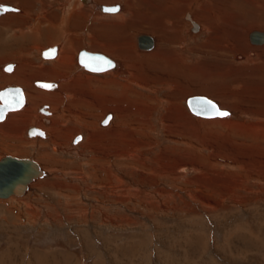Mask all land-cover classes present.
Masks as SVG:
<instances>
[{"label":"rangeland","instance_id":"1","mask_svg":"<svg viewBox=\"0 0 264 264\" xmlns=\"http://www.w3.org/2000/svg\"><path fill=\"white\" fill-rule=\"evenodd\" d=\"M12 1H16L15 3L18 5L24 4L25 6L20 5L19 7H29L35 12L39 8L38 5L42 2L41 0H4L2 3L13 5ZM48 1L55 2L56 0ZM186 1L190 0H182L178 11L182 13L184 10L181 11V8L183 7L187 10L183 12L184 14L177 17L176 22L183 24L181 29L182 41H185L189 47L195 48L205 40L207 35L202 34L197 40L189 38L187 31L189 30L188 23L191 25V21L187 18L192 14L200 12L203 5H207L214 0H192L193 3H186ZM262 2L264 0H257V4ZM236 3L242 10L239 12L241 13L239 16L242 15L243 17V19L241 18L243 20L242 25L244 27L248 26L247 28L250 27L247 30L248 32L246 30L245 32L243 31V34H248V40L250 41L249 37L255 31L264 33L263 10H260V14V11L253 4H246L244 0H239V2L236 0ZM122 4L125 7V1H121L120 5ZM136 8L137 10H142L143 5L139 4ZM85 9L90 13L88 17L83 18L84 21L80 18L75 23L79 32L75 31L73 33L77 36L79 35V39L90 43L89 48L92 49L91 29L100 27L103 22L106 23V18L100 17L96 19V16H92L93 8ZM259 9L261 8L259 7ZM80 10L82 11V9ZM82 13L79 12L80 15ZM104 14L110 15L109 13H101V15ZM154 17L152 19H155ZM161 18L164 19L163 17ZM27 19L29 20V18ZM146 21L152 20L148 19ZM30 23L31 26L34 24L31 20ZM140 23H142V20H140ZM109 24L111 22L108 19L106 25ZM106 31H104L106 34L102 32L103 36L108 35L111 38H118L120 36V30L118 31L114 27ZM139 32L133 31V38L141 33H148L147 31ZM191 32L192 34H199V32L193 31V24L191 25ZM2 35H0V47ZM151 35L155 36L154 33H151ZM223 38L225 37L223 36ZM245 39L246 37L238 38V44L236 45V49L240 48V52L243 50V53L246 52V48L249 45L248 40ZM31 40L35 43L33 45L36 46L46 42L44 37H35L34 39L31 38ZM83 40H81L82 45H80V49L77 51L80 50L81 52L83 50ZM251 45L255 46L252 43ZM53 46L55 45L53 44L49 47L52 48ZM49 47L47 49H50ZM44 48L46 50V46ZM44 48L42 51H44ZM11 51H14V49L12 48ZM177 52L179 53L180 51L176 47L174 48V53ZM2 58L3 56L0 54V59ZM31 58L35 64H39L38 58L34 55ZM192 59L185 61L198 65L203 60V56L193 55ZM0 63L2 62L0 61ZM233 63L234 61L230 62V64L228 63V65L226 63L216 64L212 68L220 69L221 67L227 70L230 67V69H233L234 65H238L237 63ZM7 64L17 65L16 61L10 62V64L9 62H5L2 64V67L0 66V74L1 69L4 66H8ZM200 68L203 69V67ZM72 69L75 71L72 73L76 74L80 69L78 61L76 62L75 60ZM188 71L184 75L189 74V76L184 77L181 74L180 80L184 81L185 85L190 84L189 87L193 88V93L188 95L189 91L185 89V86L181 91L173 93V98L178 99L176 101L181 100L179 103L180 109L177 110L174 106V110L172 111L175 116L177 115L178 119V121L174 119L178 123L174 126H181L184 123L185 116L188 115V117H192L196 122L227 119L239 125L253 123V121H249V116L245 112L247 111L246 108H255L256 106L247 102H245L247 103L245 105V103L243 104L233 99L224 101V103L228 106H233L232 108L234 109L222 108L232 112L230 117L204 119L193 115L186 102L189 96L205 95L209 97L212 95L210 93L204 94V91L207 90L203 88L205 87V82L199 83V81H195L199 80V77L194 72L191 74ZM4 74H11V72H4ZM191 75L193 77H190ZM45 78L51 79L50 77ZM248 78L252 80L251 77ZM258 78L260 82H256L257 88L261 86L264 89V78ZM224 81L226 80L224 79ZM211 83L213 84V82ZM256 85L251 87H255ZM10 86L16 85L12 83H0V90ZM183 90L185 91L182 92ZM181 92L182 95L180 94ZM169 93L170 91L165 88L159 93L160 95L158 94V97L165 100ZM261 93H263V90H261ZM164 104H160V108L155 110L156 113L153 115L152 122L156 126V131L151 132L150 136L155 141H153V149L149 150L142 148L139 151L140 147L136 149L133 146L135 149H130L133 148L132 145L129 144L128 146L125 143L123 145L121 142H124V138L126 140H131V138L122 136V134L120 136L123 139L120 140L121 142L109 134H101V138H95L94 145H90L91 147L88 146V143L84 145L86 135H88L84 134L85 130L80 129L73 122L64 121L58 115L55 116L56 118L52 117L54 122L52 126L49 123H44V126L50 127V135L54 134L55 136L57 132L54 131L60 130V147L64 149L60 153L52 151L51 147L54 144V140L51 139L52 136L47 139L39 137L30 138L27 136L26 132L29 128L38 126L35 124L37 121L34 117L32 120H28L29 123L25 121L22 123L13 122L9 133L4 132L2 135L0 134V140H3L4 134L6 137L10 136L7 140L12 139L11 136L16 141L20 140L17 146L23 148V150L21 148L20 154L14 155L16 153H6L3 150L5 146L3 148L0 146V160L5 156L18 159H33L43 171L46 170V176L41 179L39 178L30 185V190L26 195L16 199L17 203L13 204V201L11 202L12 204L8 203L9 201L0 203L7 208L19 210L22 224V238H26L30 245L44 244L48 245L49 248L63 247L71 250L70 253L72 254L68 260L69 264H264V176H261V180L243 179V175H241L243 171L242 166L237 165L238 161H235V163L230 162L232 153L228 152L226 150L227 147H225L228 146L233 151L232 146L236 147V143H234L236 140L240 144L245 142V144L248 143L249 145H252L254 141L248 140V138L242 135L237 139L234 134H230L224 127L216 125L213 126L214 128H203L197 133L200 139L197 138L198 142H194V146L192 145L193 149L192 147L188 149L182 143L175 144L171 140L169 141L167 133H165L166 131L162 130L165 127L162 128L163 126H160L158 122L167 113L166 110L169 104ZM110 107L114 109L112 105ZM69 110L73 112L75 107ZM94 112L92 113L93 115L100 116L103 109H100L97 113ZM38 115L45 117L39 112ZM108 115L110 113H107ZM111 115L114 118V115ZM157 116L159 117L157 118ZM181 117L182 119H180ZM94 120L100 124V131L106 129L105 131L108 132L107 128H109L110 122L109 126H103V119ZM16 127L18 129H15ZM77 129L81 133L77 134ZM43 130L46 132L45 129ZM211 130L214 132L211 133ZM100 131H96L95 133L100 135ZM79 136L82 139L80 142L75 143V139ZM40 141H42V144ZM228 142L231 144L228 145ZM120 144L123 146L120 147ZM35 145L38 146V150L36 151ZM124 146H128L125 156L130 153H137V156H141L140 154L142 153L145 159L144 162L147 164V169L140 173L136 170L127 171L124 168L123 164L131 166L135 162L136 164L132 165L141 167L142 161L137 162L136 158V160H132L133 158H123L121 160L123 163L120 160H116L118 166L116 167V162L110 156L107 157L109 155L107 153H110L108 148H123ZM175 146L179 149H174ZM69 147H76L79 150L69 151ZM239 147L242 146L239 145ZM234 152L236 153L237 150ZM46 154L49 156H45ZM103 155L109 161L107 159L103 160ZM250 156L247 158H250ZM211 157L213 160L208 159ZM42 162L44 163L42 164ZM110 162H115L113 163L115 165H111ZM188 165H190L191 169L188 172L182 173L180 168ZM262 166L260 165V170L264 174V169H261ZM116 168H121L120 170L123 171L120 172ZM155 170L158 172L153 173ZM159 174L160 176H154ZM117 179L121 180V182L119 183ZM0 201L5 202L7 200L0 199ZM25 228L28 229L26 230Z\"/></svg>","mask_w":264,"mask_h":264},{"label":"bare ground","instance_id":"2","mask_svg":"<svg viewBox=\"0 0 264 264\" xmlns=\"http://www.w3.org/2000/svg\"><path fill=\"white\" fill-rule=\"evenodd\" d=\"M0 1L1 3L4 2V0ZM41 1L42 2L38 5L39 8L36 12L28 6H26L28 8H21L19 7L20 5H25H18L15 3L16 1H12V3H14L13 6L16 5L15 7L18 10L7 11L0 15V35L3 34L2 44L0 47V54L3 58L0 59L2 62L0 63V66L2 67V64L5 62H9L10 64V62L16 61L17 63V65H14L11 74H4L5 71L3 68H5V66L1 69L0 83H12L16 86L10 87L23 88L24 95L26 97V105L21 110L9 112L6 119L3 121L5 123L0 122L1 135L4 132L9 133L13 122L22 123L25 121L29 123L28 120L30 121V119L32 120L34 117L37 121L35 124L38 126L31 128H37L41 131H44L43 129H45L46 132L44 131L45 134H43L42 137H31L28 136V131L31 129L29 128L26 132L27 136L30 138L39 137L41 139H47L52 136L51 139L54 140V144L51 147L52 151L60 153L64 150L60 147V130H57L56 128L57 131L54 132L57 133H55L54 136V134L50 135V127L47 128L44 126V123H49L52 126L54 123L52 117L54 116V118H56L55 116L58 115V117L60 116L64 121L73 122L79 126L80 129L85 130L84 134L86 133L88 135L85 134L86 141L84 145L86 143H88V146L94 145L95 138L100 139L101 134H109L120 141L123 140L120 138L122 134V136L127 138L129 137V139L131 138V140H126V138H124V142L120 141L122 144L125 143L128 146L130 144L132 147L135 146L136 149L140 147V149H138L139 151L142 150V148L149 150L153 149V141H155L152 140V136H150L151 132L153 133L156 131V126L152 122V119L154 118L153 115L156 113L155 110L160 108V104L162 105L165 102V104H169L166 110L167 113L158 122L160 126H163L162 128L165 127V129L162 130L166 131L165 133H167L166 135L169 141L171 140L175 144L182 143V145L184 144L188 147V149H190L195 141L198 142L197 138L200 139L197 133H199L203 128L220 125L230 134H234L237 139L240 135H242L248 138V140L251 139L254 141L252 145H249L248 143L245 144V142H243V146L242 143L240 144V142L236 140V142H234L236 143V147L232 146L233 151L229 149L230 147H225H227L226 150L228 152L232 153L230 162L235 163V161H238L237 165L240 167L242 166L243 171L241 175H243V179H262L261 176H264V174L260 170V165H263L261 169H264V89L261 88V86H258L260 89L257 88L256 84L260 82L258 77L264 78V47L256 46H264V43L253 44L248 40V34H243L245 30H249L250 27L247 28L248 26H245V28L242 25L243 17L242 15L239 16L241 14L239 12L242 10L241 7L236 5V0H214L207 5H203L200 12L192 14L187 18L191 21V25L193 24V31L197 33L199 32V34H192L191 25L188 23L189 30L187 33L189 38L197 40L202 34L207 35L205 40L195 48L189 47L185 41H182L183 37L181 36V29L183 24L176 22L177 17L184 14L183 12L187 10L183 7L181 8V11H184L179 13L178 7L182 4V0ZM58 1L60 2L58 3ZM121 1H125V7L127 9L124 7V4L120 5ZM244 1L246 4H253L258 11L263 10L264 14V2L260 3V5L257 4V0ZM189 2H192V0L186 1V3ZM139 4L143 5L142 10H137L136 7ZM103 5H113L117 6L119 9L115 12L104 11L102 9ZM259 7L261 9H259ZM85 8H93L94 10L92 16H96V19H99L100 17L106 18V23L103 22L104 25L101 24L100 27L97 26L98 28L91 29L93 42V45L91 44L92 49L89 48L90 43L85 42L83 39H79V35L77 36L73 33L75 31L79 32L75 23L79 21L80 18L83 19L84 17L86 18V16L88 17V14L90 13ZM80 9H82V11ZM79 12L83 13L80 15ZM102 12L109 13L110 15H101ZM156 14H159V16ZM160 15L164 19H162ZM152 16H155V19H152ZM27 18H29V20ZM108 19L111 24L106 25ZM148 19H151L152 21H146ZM30 20L34 22L32 26ZM140 20H142V23H140ZM262 20L264 21V18ZM112 27L118 29V31L120 30V36L118 38H111L108 35L103 36L102 32ZM132 27L133 29L131 30ZM133 31L137 33H140L139 31H147L148 33H141L137 37L133 38ZM151 33H154L155 36L151 35ZM142 35L151 36L153 38L154 43L151 50H141L139 48L138 39L139 36ZM223 36L226 39L223 38ZM35 37H44L46 42L39 46L33 45L35 43H33L31 38L34 39ZM240 37H246L245 40H248L249 42V45L247 44L248 47L246 48V52L244 53L243 50L240 52V48L236 49L238 38L240 39ZM81 40H83L85 48V50L83 48L82 51H86L91 54H102L103 56L108 57V59L114 63V66L104 72H92L82 67L78 62L80 69L76 74H73L75 71L72 69V66L75 64V60L76 62L78 61V54L82 52H80V50L77 51L80 49V45H82ZM251 43L255 46H252ZM53 44L55 46L52 48L57 47V56L51 59H44L42 57V49L44 46H46L47 49V47ZM176 47L181 53H174V48ZM12 48L14 51H11ZM32 54L38 58L37 60L39 64H35L33 62V59L31 58L33 56ZM193 55L203 56L201 63L195 65L185 61L192 59ZM232 61L237 63L239 66L234 65L233 69L228 67L229 69L227 70L224 68L222 69L221 67V70L212 68L213 65H220L221 63H226V65H228V63L230 64ZM200 67H203V69ZM188 70L191 74L194 72L196 76L199 77V80L195 81H199V83L205 82V87L203 88H206L207 90L204 91V94L210 93L212 96L209 97H213L212 100L215 101L221 109L223 107L229 108L230 110L234 109L232 108L233 106H228L224 103V101L230 99L240 101L243 104L247 102L248 104L255 105V108H246L247 111L245 112L249 116V121H253V123L249 125L246 123L244 125H239L238 123L231 122V120L228 121L227 119H223L221 121L214 120L209 122H196L192 117H188V115L185 116V119L183 120L184 123H180L182 124L181 126H174L178 124L176 122L178 119L177 115L175 116L172 111L174 110V106L177 110L180 109L179 103L181 100L176 101L177 98H173V93L175 94L176 92L181 91L184 86L185 89L189 91L188 95L193 93V88L189 87L190 84H187V86L184 81L182 82L180 80L181 74L184 75ZM227 74H229L228 77H226ZM185 76H189V74L184 75V77ZM247 76L251 77L252 80ZM45 77H50L51 79H46ZM190 77L193 76L191 75ZM36 82H48L52 83L54 86H51L50 88H43L38 86ZM211 82H213V84ZM254 85L256 86L251 87ZM40 88L44 90H41ZM165 88L170 91L165 99L166 101L158 97V94ZM45 89L52 90L53 92L46 91ZM261 90H263V93H261ZM184 91L185 90L182 92ZM182 92L180 93L181 95ZM247 103H245V105ZM110 105H112L114 109H112ZM43 106H48V115H45V113L40 111ZM73 107H75V110L73 112L71 111V113L69 109H72ZM100 109H103L100 116L92 114L94 110L95 112L96 110L98 112ZM38 112L45 117L39 116L40 114L38 115ZM107 113H110L111 117V114L114 115V118L112 117L113 120L111 119L112 121H110V126L107 125L110 129L107 128L108 132L105 131L106 129L100 131V124L95 122L96 120L94 119L104 120ZM158 117L159 116H157V118ZM180 119H182V117ZM15 129L18 128L16 127ZM96 131H100V135H97V133H95ZM76 132L77 134L81 133L79 132V129H77ZM195 132L196 134H194ZM213 132L214 131L211 133ZM4 135L3 140H0V142H2L0 143V146L2 148L5 146V149L3 150L6 151V153H16L14 155L20 154L22 147L17 146L18 143H20V140L16 141L13 136H11L12 139L7 140L10 136L6 137ZM8 142L9 144H7ZM41 142L42 141H40V143ZM227 144L230 145L231 143L228 142ZM113 145L117 146L116 144ZM239 145L242 147H239ZM128 146H124L123 148L112 147V149L109 147L108 151L110 153H107L109 155H106L107 157L110 156L115 162L116 160L121 161L123 158H133L132 160L137 159V162L142 161V164H140L141 167L132 165L136 164V162L132 163L131 166L129 164H127L129 166L123 164L127 171L136 170L142 173L143 170L147 169V164L144 162L145 159L143 154L141 153V156H137V153L129 152L130 154L127 155L128 157L125 156ZM69 148V151L79 150L76 147ZM135 148L133 147L130 149ZM176 148L178 147L175 146L174 149ZM193 148L194 147H192V149ZM36 150H38V146L35 147V151ZM236 150L237 152L235 153L234 151ZM249 155H251L250 158H247ZM45 156L49 155L46 154ZM106 159L108 160V158L104 156L103 160ZM208 159L213 160L212 157ZM43 163L44 162H42V164ZM113 163H111V165ZM121 163H123V161H121ZM115 164L113 165L118 167L117 162ZM101 166L103 167V165ZM120 169L121 168L117 170L122 172L123 170ZM190 169V165L186 167L182 166L180 171L183 173L188 172ZM156 171L157 170L153 171V173ZM180 171L178 172L180 173ZM154 176H160V174ZM118 182L120 183L121 180H118ZM17 198L22 197H11L5 202L0 201V203H6L8 201V203H11L13 201L12 203L15 204L17 203ZM59 258V260H61V256ZM54 264L56 263L54 262Z\"/></svg>","mask_w":264,"mask_h":264},{"label":"water","instance_id":"3","mask_svg":"<svg viewBox=\"0 0 264 264\" xmlns=\"http://www.w3.org/2000/svg\"><path fill=\"white\" fill-rule=\"evenodd\" d=\"M0 9L7 11L18 10L15 6L8 3H0ZM104 11L107 9H119L117 6H102ZM0 11V15L7 12ZM250 41L253 44L264 43V33L255 31L250 35ZM139 48L141 50H151L153 48V38L151 36L142 35L138 39ZM57 56V47L46 49L42 53L44 59H51ZM79 64L92 72H104L114 66V63L108 57L102 54L88 53L82 51L78 57ZM14 64L8 65L3 70L11 72ZM38 86L50 88L51 85L36 82ZM200 101H210L221 112H227V116L217 115L215 112H201L198 104ZM187 106L191 113L197 117L204 119L227 118L232 115V112L227 109H221L219 105L211 98L205 95L192 96L187 99ZM26 105V97L24 90L21 87H8L0 90V122L6 119V116L11 111L21 110ZM48 106H43L40 111L48 115ZM46 110V111H45ZM112 117L106 118L103 126H107ZM41 130L31 128L28 131V136H43ZM46 176L45 171L33 159H18L10 156H5L0 160V199L7 200L11 197H23L30 190V185L39 178Z\"/></svg>","mask_w":264,"mask_h":264},{"label":"crops","instance_id":"4","mask_svg":"<svg viewBox=\"0 0 264 264\" xmlns=\"http://www.w3.org/2000/svg\"><path fill=\"white\" fill-rule=\"evenodd\" d=\"M21 226L19 210L0 204V264H69L71 250L49 248L44 244L30 245L26 238H22Z\"/></svg>","mask_w":264,"mask_h":264},{"label":"snow or ice","instance_id":"5","mask_svg":"<svg viewBox=\"0 0 264 264\" xmlns=\"http://www.w3.org/2000/svg\"><path fill=\"white\" fill-rule=\"evenodd\" d=\"M0 11H7V9H0ZM107 11L115 12L117 9H107ZM199 110L201 112H215L217 115L220 116H227V112L219 111L214 104L210 101H200L198 104Z\"/></svg>","mask_w":264,"mask_h":264}]
</instances>
